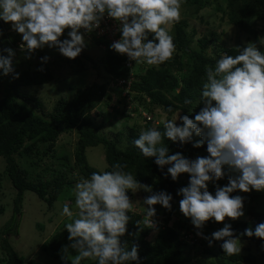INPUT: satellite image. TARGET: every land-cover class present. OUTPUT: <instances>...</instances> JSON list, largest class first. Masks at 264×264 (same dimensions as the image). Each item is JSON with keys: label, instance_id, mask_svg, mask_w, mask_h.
<instances>
[{"label": "clouds", "instance_id": "obj_1", "mask_svg": "<svg viewBox=\"0 0 264 264\" xmlns=\"http://www.w3.org/2000/svg\"><path fill=\"white\" fill-rule=\"evenodd\" d=\"M183 3L184 0H0V20L21 35L19 48L25 59L45 47L76 59L86 47L85 34L98 29L107 17L118 22L120 33L109 45L110 50L126 55L137 65L158 68L172 60L176 52L170 33L182 18ZM66 30L67 37L61 39ZM237 48V55L222 52L214 67L205 65L199 111L192 116L176 111L173 119L162 120L163 132L148 128L133 141L145 158H155L154 163L165 178L170 176L177 181L181 174H188L186 186L176 192L182 197L179 211L190 219L195 235L206 240L209 247L214 246V241H222L220 248L227 257L240 255V236L264 242V222L254 228L246 227L239 235L225 222L226 217L235 221L244 216L245 197L232 193L264 192V51L252 42ZM0 51L7 53L0 54V76L13 74V79H18L20 74L13 67L15 51L10 47ZM39 60L37 71H44L42 65L50 57L44 55ZM192 105L193 101L185 98L181 108ZM188 111L191 113L193 108ZM167 112H173L172 105L167 106ZM194 136L200 139L194 140ZM165 138L181 146L206 145L208 155L191 159L180 151L169 154ZM111 168L94 171L87 178L78 177L73 190L77 211L63 204L60 215L71 222L64 227L69 243L61 246L62 261L141 264L139 245L129 247L121 240L126 234L139 235L128 232L133 209L128 193H148L142 199L147 206L143 225L153 232L158 231L154 205L172 211L171 193L154 191L152 185L125 171L126 164L115 162ZM224 179L227 183L221 186L218 181ZM209 183L215 188L214 194L209 191ZM210 221L223 223V227L205 235L203 229ZM135 223L140 226L139 221ZM261 247L264 250V243ZM2 258L0 263L6 262Z\"/></svg>", "mask_w": 264, "mask_h": 264}, {"label": "trees", "instance_id": "obj_2", "mask_svg": "<svg viewBox=\"0 0 264 264\" xmlns=\"http://www.w3.org/2000/svg\"><path fill=\"white\" fill-rule=\"evenodd\" d=\"M184 1L193 8L190 11L191 16L197 15L207 5L215 3V8L227 17L228 23L238 26L242 30H249L252 26L251 21L261 22L264 27V0ZM223 1H225L224 7L222 6ZM189 27L190 21L187 18H181L180 22L173 26L171 35L174 37L176 52L172 60L158 68L137 65L134 61L128 65L124 55L105 48L106 51L102 58L104 71L107 74L105 82H94L86 87H74L71 97H59L50 112L43 111L44 105L38 97L21 91V86L38 85L53 79L54 73L48 62L42 65L44 71H37V68L41 66L39 57L44 55L37 50L33 55V64H29L25 68L22 67V61L13 58L14 72L20 74L19 78L13 79V74L0 76V81L6 80L7 86L5 95L0 97V157L4 161L2 173L15 189L12 199L13 214L8 220L12 224L1 233L7 235L6 232H11L13 227L12 233H18L17 218L21 215L24 191L34 192L38 198L51 206L62 191L75 186L78 177L87 178L92 172L99 171L88 163L86 149L102 144L107 164L103 171H111V166L115 162L126 164L125 171L131 172L136 176V179L152 185L154 191L165 190L173 196L172 211L169 212L163 208L162 224L156 232L144 227L143 216L131 211L129 213L131 219L127 225L128 232H139V235L126 234L121 237L122 242L126 241L129 247L132 244L139 245L141 264H183L184 261L191 259L190 254L183 252L182 247L186 246L188 242L181 238L180 233L182 229H189L190 226L186 222L176 219L171 224L168 222L175 218L179 207L181 196H177L176 192L183 186L181 179L179 177L177 181H172L170 176L165 178L155 165V158H145L133 143L140 133V123H143L144 130L156 127L163 132L162 121L156 125L153 124L156 122L155 116H158V111L165 113L168 118H171L179 110L181 115L188 114L190 116L199 111L201 105L198 103L200 89L205 79V65L214 67L215 60L222 52L233 56L239 53L237 47L221 43L214 34L210 37L206 34L195 37V29L189 30ZM0 30L3 33L0 36V50L9 47L13 50L17 48V41L21 40V35L12 31L10 24L2 20H0ZM66 37L67 30L61 39ZM99 41L95 40V43L99 45L101 42ZM258 48L264 51V41ZM0 54L7 55L2 51ZM79 56L72 60L79 63ZM26 61L30 62L31 60L26 59ZM26 61L23 60L25 63ZM78 67V69H82L83 66L79 64ZM120 79L126 80L128 85L125 82L117 84ZM111 83L113 85L108 86ZM181 84L183 87H180ZM108 88L118 89L119 93V97L114 100L118 106L111 105V109L114 110L113 116L119 117L118 114H120L124 119H127V117L136 114L139 118V122L128 127L123 136L122 131L114 133L111 138L105 135L101 132L104 124H95L91 116V109L97 104L104 101L105 105H110L112 97ZM123 91L126 93L125 95L122 94ZM185 98L191 99L193 105L181 108ZM168 105H172L173 112H167ZM189 107L193 108L191 113L188 111ZM143 112L150 118L144 116ZM72 130L77 135L72 154L66 152L56 154L55 145L59 135ZM121 138L124 139V142H121ZM198 139L200 137L194 136V140ZM164 142L170 149L169 154L180 151L189 158L208 155L206 145L200 148H193L191 143L181 146L167 138ZM49 156L57 162V167L53 163H44L45 157ZM218 183L223 186L227 180H220ZM209 191L213 194L215 192L211 183H209ZM237 194L245 197L244 214L248 218L232 221L226 217L225 222L230 223L236 230V234L239 235L246 227L254 228L257 223L264 222V210H259L255 206L264 192L253 190L243 193L237 191L231 195ZM67 199L69 198L62 201ZM72 201L74 204L75 201ZM137 221L140 222L139 227L136 226L135 222ZM215 224H218L220 228L223 227V223ZM211 227L208 222L204 228L210 229ZM191 233L195 236V231H191ZM67 236L66 229H59L50 235L42 245L44 251L52 258L58 259L57 264H70V261L65 262L58 257V252L62 249L61 246L69 243ZM240 239L246 240L258 248H262L261 245L264 243L256 237L240 236ZM198 242L205 246L202 252H199L196 264L257 263L255 256L250 252L227 257L221 248L217 251L213 247H209L206 240L200 238ZM188 245L191 249L197 244ZM0 251L7 259V264H31L33 260L31 257L24 261L7 237L0 238ZM205 253L210 256H206ZM40 261L43 263L45 260L41 259ZM40 261L38 264H41ZM81 264H96V262L85 259Z\"/></svg>", "mask_w": 264, "mask_h": 264}, {"label": "rangeland", "instance_id": "obj_3", "mask_svg": "<svg viewBox=\"0 0 264 264\" xmlns=\"http://www.w3.org/2000/svg\"><path fill=\"white\" fill-rule=\"evenodd\" d=\"M225 1L222 2V6L224 7ZM193 8L191 5L184 1L181 8V17L187 18L190 21V27L195 29V37L201 36L203 34L208 35L210 37L212 34L219 38L221 43H225L228 46H240L244 47L247 43L252 42L257 45H261L264 41V27L260 22L251 21L249 30L245 31L239 28L238 26L232 25L228 23L227 17L223 16L221 11L215 8V3L211 5H207L202 8L197 15H190V11ZM173 28V26H172ZM172 34V32L170 33ZM86 47L82 50L81 55L79 56V63L77 61H73L72 59L65 58L59 52L53 48L49 49L45 47L42 50H38L43 55H48L50 60L48 63L51 66L53 71V79L47 83H42L38 85H25L21 86V91L24 93L32 94L40 99L43 106L44 112H50L55 101L59 97H71L74 91V87H86L94 82H105L107 74L104 71L103 65V55L106 49H103L101 46L97 45L95 41L89 40L85 36ZM16 55L15 59L17 61H22V67H28L29 64H33V56L30 59L31 61H26L25 53L18 48L14 49ZM86 55V56H84ZM23 60L26 61L23 62ZM127 62V57H126ZM79 64H82V69H78ZM111 83L108 86H112ZM0 97L5 95L7 90L6 80L0 81ZM111 94V102L110 105H105V103L97 104L95 107L91 109V116L94 119L95 124L103 123V127L101 128V132L110 138L114 136V133L121 132L122 136L128 130V127L132 126L133 123H138V116L131 115V117H124L118 114L119 117L113 116V109H111V105L118 106L114 100L119 97L118 89L112 90L108 88ZM104 105V106H103ZM158 116H155L156 122L153 124L156 125L159 121L164 119H173L174 115L171 118H168L165 113L158 111ZM179 123V120L177 121ZM144 130L143 123L139 124V131ZM77 139V135L74 130L69 132H62L58 139L56 140L55 145V153L62 154L64 152L72 154L74 149V144ZM121 142H124V139H120ZM197 156H192L191 159H195ZM19 159V158H18ZM86 159L88 163L98 169L99 171H103L106 168V160L104 156V148L102 144H98L96 146L87 147L86 149ZM46 162V163H45ZM45 164L53 163L55 167H57V162L52 157H45ZM4 169V161L3 158L0 157V238L7 237L15 250L19 253V255L23 258L24 261L27 258H33L31 264H38V261L44 259L41 264H55L51 255H49L46 251L43 250V243L46 239H48L50 234L54 233L59 229H64L65 224L71 222L67 217H63L60 215L63 204H68L70 209L74 212L77 211L73 190L75 188L72 187L66 191H62L57 199L52 203L51 206L47 204L44 200H41L37 197V195L32 191H24L23 194V202H22V210L21 215L17 224V234H13L12 231H7L6 234L1 233L6 227L11 225V222H8L11 215L13 214V193L15 189L8 182L5 175H3ZM49 176V175H48ZM181 182L183 186H186L188 182V174L180 175ZM11 185V186H10ZM130 198L133 200V209L132 211L140 214L144 217V211L146 209V205L143 203V197L148 195V193L144 191H139L136 194L128 193ZM69 198L62 201L63 199ZM182 198V197H181ZM180 198V199H181ZM72 204V205H71ZM257 209L264 210V195H262L258 202L255 203ZM157 210V216L155 219L158 222V227L162 224L163 207L160 205H154ZM168 222L171 224L175 219L186 222L189 227L184 228L180 231L181 238H184L188 244H197L193 246L191 249L188 244L183 246V252L191 255V259L188 261H184L183 264H196V259L198 255L202 252L205 244L198 242L200 237L192 235L191 231H196L193 225L190 222L189 218H185L179 211V207L177 209V213ZM242 219L248 218L247 215L240 217ZM226 219V218H225ZM210 229H203L205 235H210L213 231L218 230L220 227L218 224L211 222ZM242 251L241 253H252L256 260V264H264V250L262 248H258L255 245L251 244L246 240H242ZM201 243V244H200ZM222 241H214V250H220V244ZM72 255H75V251L69 249ZM200 252V253H199ZM62 249L58 252V257L61 258ZM204 254V253H203ZM206 256H210V254L205 253ZM3 254L0 251V259ZM3 259V258H2ZM7 260V259H4ZM57 261V260H56ZM0 264H7L5 261ZM248 264V263H243Z\"/></svg>", "mask_w": 264, "mask_h": 264}, {"label": "built area", "instance_id": "obj_4", "mask_svg": "<svg viewBox=\"0 0 264 264\" xmlns=\"http://www.w3.org/2000/svg\"><path fill=\"white\" fill-rule=\"evenodd\" d=\"M118 22L114 21L113 19L107 18L105 17L100 24V27L96 30H94L93 32L89 33V34H85V36L91 40V41H95V40H100L99 46H101L103 49L105 48H109V45L116 39L119 38L120 33L118 31ZM81 32H83V29H81ZM21 40L17 41V48H19V44L21 43ZM125 57H127L126 55H124ZM127 64L130 65L131 61L128 60L127 58ZM126 83L128 85V82L124 79H120L118 81L117 84H122V83ZM123 95H125L126 93L123 91L122 93ZM143 115L150 118V116L146 113L143 112Z\"/></svg>", "mask_w": 264, "mask_h": 264}, {"label": "crops", "instance_id": "obj_5", "mask_svg": "<svg viewBox=\"0 0 264 264\" xmlns=\"http://www.w3.org/2000/svg\"><path fill=\"white\" fill-rule=\"evenodd\" d=\"M100 47V46H99ZM53 234V233H52ZM52 234H50V235H52ZM49 235V236H50ZM53 259V262L55 263V264H57V261H58V259L56 258V259H54V258H52ZM57 260V261H56Z\"/></svg>", "mask_w": 264, "mask_h": 264}]
</instances>
